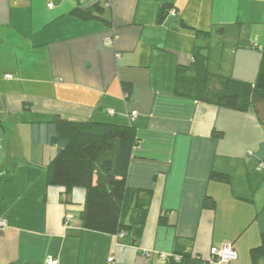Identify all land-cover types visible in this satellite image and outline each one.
<instances>
[{"label":"crops","instance_id":"1","mask_svg":"<svg viewBox=\"0 0 264 264\" xmlns=\"http://www.w3.org/2000/svg\"><path fill=\"white\" fill-rule=\"evenodd\" d=\"M96 2L108 21L71 15ZM203 34L211 90L224 78L254 84L264 0H0V264H150L176 252H189V264H254L264 244V105L259 114L196 97ZM57 116L134 128L126 185L151 192L138 247L83 227L86 189L49 182L56 144L33 160L31 124ZM227 243L237 259L210 261Z\"/></svg>","mask_w":264,"mask_h":264},{"label":"trees","instance_id":"2","mask_svg":"<svg viewBox=\"0 0 264 264\" xmlns=\"http://www.w3.org/2000/svg\"><path fill=\"white\" fill-rule=\"evenodd\" d=\"M103 7L95 3L91 9L76 7L71 15L82 20L104 19ZM164 15L159 16L162 22ZM222 29L216 31L221 33ZM209 41L202 35L197 43L193 57V67L197 80L196 97L217 106L236 110L251 108L260 112L264 105V67L258 73L254 84L224 78L221 88L211 90L209 84L213 76L208 70ZM183 69H179L182 72ZM126 96L129 91L126 90ZM260 114V113H259ZM6 134L9 130L5 129ZM33 160L36 162L41 149L46 144H56L57 152L46 166L49 182L64 186L68 190L74 187L86 189L85 206L82 211L83 227L89 230L109 233L125 244L139 246L143 220L151 199V192L132 190L126 185V177L134 146L138 138L133 127L115 124L95 123L91 121H70L57 116L45 123L31 124ZM10 170L3 171L4 173ZM212 178L227 179L224 174L212 173ZM140 194L146 198L140 200ZM144 196V197H145ZM135 204H132L134 202ZM132 207L133 223L124 222ZM159 222L168 224V216L162 214ZM254 264H262L264 244L251 251ZM189 252L169 254L165 260L150 264H189Z\"/></svg>","mask_w":264,"mask_h":264},{"label":"built area","instance_id":"3","mask_svg":"<svg viewBox=\"0 0 264 264\" xmlns=\"http://www.w3.org/2000/svg\"><path fill=\"white\" fill-rule=\"evenodd\" d=\"M50 7L53 6V3L49 4ZM7 77H12L11 75H8ZM110 113H113L112 110L109 111ZM261 168L264 169V162L261 164ZM168 257L167 254L161 253L160 258L162 260H165ZM238 253L234 246L231 243L224 244L221 247H212L211 248V256L210 261L213 262H219V263H227L230 260L237 259ZM110 261H113L114 258H109ZM48 264H58V260L56 258L51 257L48 261Z\"/></svg>","mask_w":264,"mask_h":264},{"label":"rangeland","instance_id":"4","mask_svg":"<svg viewBox=\"0 0 264 264\" xmlns=\"http://www.w3.org/2000/svg\"><path fill=\"white\" fill-rule=\"evenodd\" d=\"M6 146H7V154L8 155H10V154L12 155V152H11L12 151V144L10 143V137L9 136H8V139H7V142H6Z\"/></svg>","mask_w":264,"mask_h":264}]
</instances>
